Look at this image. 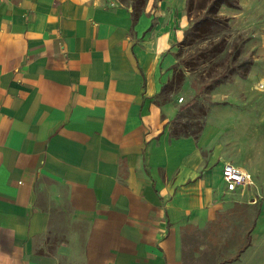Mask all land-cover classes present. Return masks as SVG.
<instances>
[{"label":"crops","instance_id":"crops-1","mask_svg":"<svg viewBox=\"0 0 264 264\" xmlns=\"http://www.w3.org/2000/svg\"><path fill=\"white\" fill-rule=\"evenodd\" d=\"M187 1L0 0V264H264L238 121L171 131Z\"/></svg>","mask_w":264,"mask_h":264},{"label":"rangeland","instance_id":"rangeland-1","mask_svg":"<svg viewBox=\"0 0 264 264\" xmlns=\"http://www.w3.org/2000/svg\"><path fill=\"white\" fill-rule=\"evenodd\" d=\"M120 1L138 11L147 0ZM214 1H187L183 38L176 44L177 90L165 94L181 107L171 131L197 135L205 126L213 131L220 127L227 142L232 129L227 121H238L250 152L240 155L259 164L264 174V0L256 5L246 0L245 9L242 0H236L237 7L224 0L217 14L211 10ZM237 153L233 150L232 158H239L233 155ZM239 190L252 192L241 186Z\"/></svg>","mask_w":264,"mask_h":264},{"label":"built area","instance_id":"built-area-1","mask_svg":"<svg viewBox=\"0 0 264 264\" xmlns=\"http://www.w3.org/2000/svg\"><path fill=\"white\" fill-rule=\"evenodd\" d=\"M183 98H180L182 101ZM223 179L228 189L234 190L239 185L252 183V175L246 170L231 163H225L223 168Z\"/></svg>","mask_w":264,"mask_h":264},{"label":"trees","instance_id":"trees-1","mask_svg":"<svg viewBox=\"0 0 264 264\" xmlns=\"http://www.w3.org/2000/svg\"><path fill=\"white\" fill-rule=\"evenodd\" d=\"M222 2H224V0H215L212 5H211V10L212 12H214L215 14H217V11L219 9V7L221 6ZM225 3H227L228 6L230 7H237L238 6V3L236 0H225ZM221 18V17H220ZM218 46L216 45L215 48H217ZM217 51H220V49H217ZM229 70V67H227V70L226 72ZM246 74L242 73V77H245ZM175 79L172 78L167 84H165L164 88H163V91H164V94H169V93H173L177 90V86L175 84ZM199 134V133H198ZM198 134L196 136H198ZM175 136H186V135H190L188 133H185V134H174ZM193 135V134H191Z\"/></svg>","mask_w":264,"mask_h":264}]
</instances>
